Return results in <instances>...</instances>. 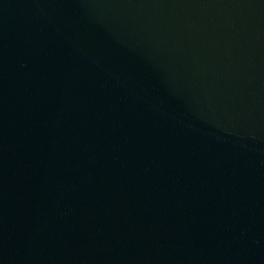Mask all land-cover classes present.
<instances>
[{"label": "water", "instance_id": "1", "mask_svg": "<svg viewBox=\"0 0 264 264\" xmlns=\"http://www.w3.org/2000/svg\"><path fill=\"white\" fill-rule=\"evenodd\" d=\"M0 264H264V0H0Z\"/></svg>", "mask_w": 264, "mask_h": 264}]
</instances>
